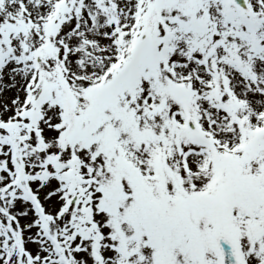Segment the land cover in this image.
I'll use <instances>...</instances> for the list:
<instances>
[{
  "label": "snow or ice",
  "instance_id": "snow-or-ice-1",
  "mask_svg": "<svg viewBox=\"0 0 264 264\" xmlns=\"http://www.w3.org/2000/svg\"><path fill=\"white\" fill-rule=\"evenodd\" d=\"M0 264H264V0H0Z\"/></svg>",
  "mask_w": 264,
  "mask_h": 264
}]
</instances>
